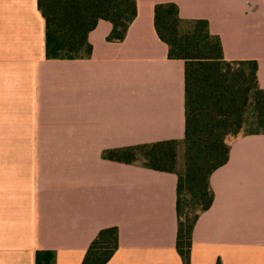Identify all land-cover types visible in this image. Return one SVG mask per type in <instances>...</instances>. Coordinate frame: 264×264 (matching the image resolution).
<instances>
[{"label": "crops", "instance_id": "0c3cea01", "mask_svg": "<svg viewBox=\"0 0 264 264\" xmlns=\"http://www.w3.org/2000/svg\"><path fill=\"white\" fill-rule=\"evenodd\" d=\"M209 21L228 60H257L264 87V0H137L123 41L100 19L92 55L46 56L38 0H0V264H82L105 227L106 264H185L177 249L178 175L107 159L114 148L185 137V62L170 58L155 5ZM214 201L192 233L189 264H264V133L240 134L210 176Z\"/></svg>", "mask_w": 264, "mask_h": 264}, {"label": "trees", "instance_id": "16d2710c", "mask_svg": "<svg viewBox=\"0 0 264 264\" xmlns=\"http://www.w3.org/2000/svg\"><path fill=\"white\" fill-rule=\"evenodd\" d=\"M38 6L46 22L49 59L89 58V33L100 19L113 25L107 39L119 42L137 16V0H38ZM154 24L169 57L185 62V137L109 149L103 156L177 173V249L189 264L194 226L214 201L211 174L227 163L232 141L242 131L264 133V87L257 60L226 59L207 19L183 18L177 3L161 2L155 5ZM179 145L186 158L182 171L177 169ZM118 248V227L102 228L82 264H106ZM36 264H55V253L39 250Z\"/></svg>", "mask_w": 264, "mask_h": 264}, {"label": "rangeland", "instance_id": "374dc122", "mask_svg": "<svg viewBox=\"0 0 264 264\" xmlns=\"http://www.w3.org/2000/svg\"><path fill=\"white\" fill-rule=\"evenodd\" d=\"M244 132L242 131L241 134H243ZM185 151H184V146L183 145H179L178 147V163H177V169L179 171H182L184 169V165H185Z\"/></svg>", "mask_w": 264, "mask_h": 264}]
</instances>
